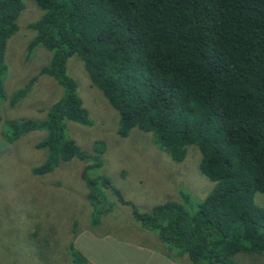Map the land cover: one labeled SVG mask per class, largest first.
<instances>
[{"label":"trees","instance_id":"obj_1","mask_svg":"<svg viewBox=\"0 0 264 264\" xmlns=\"http://www.w3.org/2000/svg\"><path fill=\"white\" fill-rule=\"evenodd\" d=\"M33 1L42 14L27 24L35 33L26 49L50 52L37 74L52 77L62 93L40 122L6 120L7 142L45 131L35 146L47 156L31 173H46L71 157L98 162L63 132L65 120L90 124L65 71L76 54L90 83L117 111L118 135L133 126L149 131L174 161L196 145L200 171L213 183L191 210L187 202L164 201L133 209L136 223L154 231L166 252L176 250L178 264H247L237 252L264 256V0ZM22 8V0H0L1 93L4 47ZM36 75L14 91L10 106ZM86 184L89 198L97 196L90 214L95 225L109 206L92 179ZM110 191L128 203L117 189ZM69 244L71 264H83Z\"/></svg>","mask_w":264,"mask_h":264},{"label":"rangeland","instance_id":"obj_2","mask_svg":"<svg viewBox=\"0 0 264 264\" xmlns=\"http://www.w3.org/2000/svg\"><path fill=\"white\" fill-rule=\"evenodd\" d=\"M22 2L15 19L17 30L6 40L3 52L6 69L0 92V264H71L69 243L81 254L83 264H174L177 251L166 252V245L159 242L154 231L136 223L133 209L147 211L164 201H179L187 202V210H191L213 184L200 171L199 150L190 144L182 160L174 161L149 131L133 126L125 136L118 135L117 111L90 83L76 54L67 58L65 71L76 83L90 124L65 120L63 132L87 157L98 160L97 164L71 157L58 161L46 173L32 174L30 169L47 156L45 148L35 146L45 131L31 130L11 142L3 138L7 119L40 122L62 93L52 77L37 74L48 63L50 52L41 46L29 52L26 49L35 33L27 24L38 19L42 10L33 0ZM34 75L25 94L10 106L14 91ZM99 177L107 182L103 184ZM87 179H92L91 187L99 186L102 205L109 206L95 225L90 214L97 205V196L89 198ZM110 188L117 189L128 203H121ZM260 197L256 193V199ZM157 252L173 262L160 263ZM236 258L247 264H264V256L257 253L237 252Z\"/></svg>","mask_w":264,"mask_h":264},{"label":"crops","instance_id":"obj_3","mask_svg":"<svg viewBox=\"0 0 264 264\" xmlns=\"http://www.w3.org/2000/svg\"><path fill=\"white\" fill-rule=\"evenodd\" d=\"M159 255H160V263H164V262H167V261H170V262H173L170 258H169V256H167V255H165V254H163V253H161V252H157ZM148 256V258L149 259H153V257L151 256V255H147ZM174 264H178L176 261L175 262H173Z\"/></svg>","mask_w":264,"mask_h":264}]
</instances>
